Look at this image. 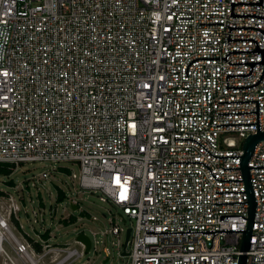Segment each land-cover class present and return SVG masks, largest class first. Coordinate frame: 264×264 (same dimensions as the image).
Masks as SVG:
<instances>
[{
  "label": "built area",
  "instance_id": "obj_1",
  "mask_svg": "<svg viewBox=\"0 0 264 264\" xmlns=\"http://www.w3.org/2000/svg\"><path fill=\"white\" fill-rule=\"evenodd\" d=\"M231 1L258 0H0V163L77 165L71 179L131 220L129 264H237L242 231L144 233L245 230L248 203L213 202L247 201L245 191L215 190H244L240 168L221 167H239L256 124H215L255 122V113L217 114L253 111L255 101H218L258 99L264 131V72L251 87L226 88L225 74L248 73L250 65L191 61L255 48L252 40L226 41V25L264 29L261 18L230 16ZM232 10L264 16V0ZM229 38L264 47L254 28H232ZM260 58L258 51L226 55L229 62ZM262 69L255 63L249 75L228 76L227 85L253 84ZM247 165H264V139ZM248 172L256 205L245 264H264V167ZM71 205L79 210L76 200ZM18 211L3 192L0 264H71L85 252L76 239L80 250L50 244L49 230L29 237L17 229ZM222 214L245 220H219ZM109 222L90 230L94 242L86 234L88 251L99 242L108 255L106 235L120 247L124 230Z\"/></svg>",
  "mask_w": 264,
  "mask_h": 264
},
{
  "label": "rangeland",
  "instance_id": "obj_2",
  "mask_svg": "<svg viewBox=\"0 0 264 264\" xmlns=\"http://www.w3.org/2000/svg\"><path fill=\"white\" fill-rule=\"evenodd\" d=\"M53 166L52 163L47 162H25L15 165L9 175L0 174V190L11 194L19 205L17 229L33 238L36 234L49 230L50 244L69 245L80 250L81 246L74 242L76 236L82 232L94 242L95 236L90 230L100 231L108 228L111 218L124 230L120 234V247L111 244L115 239L111 235H106L105 245L108 247V255L98 251L101 243L97 242L96 251L92 248L84 252L71 264H129L128 256L121 254L124 248L125 251L130 249V244L125 246V233L131 228V220L125 215L123 220L118 215L120 210L116 206L100 201L99 193L82 189L75 180L71 179L70 173L78 172L77 165L72 162H61L54 167H63L62 169H53ZM42 172H48V177L42 178ZM9 180L21 189L17 192L13 190L7 184ZM57 188L65 194V198L60 202L56 201ZM18 195L24 202L18 200ZM71 200L78 202L81 212L72 210ZM70 214L75 216V220L64 224L61 218ZM92 216H95L96 220H93Z\"/></svg>",
  "mask_w": 264,
  "mask_h": 264
},
{
  "label": "water",
  "instance_id": "obj_3",
  "mask_svg": "<svg viewBox=\"0 0 264 264\" xmlns=\"http://www.w3.org/2000/svg\"><path fill=\"white\" fill-rule=\"evenodd\" d=\"M235 4H257V5H262V0L258 1H231L230 6H229V15L232 17H240V16H253V17H258L264 20V16L257 15V14H243V13H233L232 6ZM198 24H223L220 22H204L201 23L199 22ZM226 25V24H224ZM228 33L226 37V41H236V40H252L255 44L254 49H239V50H230L228 51L224 56L222 57H197L192 59L191 61L195 59H203V58H223L228 62L229 64H249L250 65V70L248 73H231V74H225V86L226 88H247L251 87L257 83H259L260 78L264 72V47L259 48L257 45V42L253 38H229V32L230 29L232 28H254L259 30L263 35H264V29H260L257 27L253 26H228ZM260 52L261 53V58L257 61H237V62H229L226 59V55L231 53V52ZM189 61V63L191 62ZM188 63V64H189ZM255 63H261L263 64V69L261 71L260 77L255 81L253 84L250 85H235V86H229L227 85V77L228 76H246L249 75L252 67ZM187 64V66H188ZM187 66L185 67V75L187 71ZM246 101H255V110L253 111H234V112H217V114L221 113H255V122H240V123H217L215 125H240V124H256V133L250 134L247 136V138L243 141L242 148H243V154L240 158L239 161V167H221L222 169H229V168H240L241 170V175L243 179V184H244V190H226V191H220V190H215V193H221V192H244L246 193L247 201H227V202H213V204H219V203H248L247 207V223L245 230L243 229H221V230H189L186 229V231H153V229H148L144 230V233H158V234H169V233H201V234H214L215 232H233V231H242L241 234V240H240V246H239V253H238V258H237V264H245V259H246V253L248 250L249 246V241H250V232H251V226H252V221H253V216H254V210H255V198L253 194V189L250 181V176L248 172V168H260L264 167V165H247V161L253 151L254 145L261 139H264V131H260L259 126H258V99H253V100H231V101H218V103H227V102H246ZM72 210L76 209L75 205H71ZM228 216H242V215H235V214H222L219 215V220H222V218H228ZM242 220H245V217L242 216ZM129 229H127L126 234H125V243L128 239L129 236ZM76 240L82 242L85 246V252L88 251L90 247V240L86 234H81L79 233L76 236ZM122 256H126L127 253L123 252L121 254ZM193 264H194V259H193ZM203 264H204V259H203Z\"/></svg>",
  "mask_w": 264,
  "mask_h": 264
},
{
  "label": "trees",
  "instance_id": "obj_4",
  "mask_svg": "<svg viewBox=\"0 0 264 264\" xmlns=\"http://www.w3.org/2000/svg\"><path fill=\"white\" fill-rule=\"evenodd\" d=\"M14 167H15V165H13V164L0 163V174L9 175L13 171ZM59 169H62V168H59ZM7 184L9 186L14 185L12 180L7 181ZM2 194H3V192L0 190V195H2ZM64 198H65V194L63 193V191L61 189L57 188V190H56V201L60 202ZM21 199H23V198L21 197ZM61 220L64 222V224L72 223L75 220V216L70 214L67 217L61 218ZM43 235L48 236V230Z\"/></svg>",
  "mask_w": 264,
  "mask_h": 264
}]
</instances>
